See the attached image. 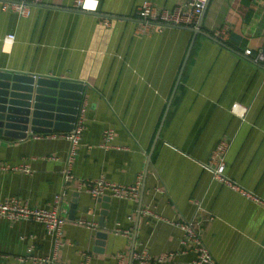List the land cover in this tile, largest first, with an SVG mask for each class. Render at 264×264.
<instances>
[{
    "label": "crops",
    "instance_id": "1",
    "mask_svg": "<svg viewBox=\"0 0 264 264\" xmlns=\"http://www.w3.org/2000/svg\"><path fill=\"white\" fill-rule=\"evenodd\" d=\"M9 1L0 0V69L81 84L71 178V144L60 135L72 129L0 135V165L30 169L0 170V199L49 207L62 196L60 264H132L133 233V252L167 254L153 264H196L180 227L191 221L216 264H264V64L243 53L264 47V0H209L194 38L193 27L147 26L137 14L144 1L171 10L188 0H92L93 11L41 0L26 17ZM106 129L114 138L103 146ZM220 142L224 174L249 195L212 177ZM98 177L139 185L133 199L110 197L105 229L98 198L80 188ZM53 247L41 224L0 218V264H33L17 257Z\"/></svg>",
    "mask_w": 264,
    "mask_h": 264
},
{
    "label": "built area",
    "instance_id": "2",
    "mask_svg": "<svg viewBox=\"0 0 264 264\" xmlns=\"http://www.w3.org/2000/svg\"><path fill=\"white\" fill-rule=\"evenodd\" d=\"M41 0H15L4 3L5 8L11 9L21 17H26L30 13V7L36 5ZM207 0H188L182 5H177L173 9H158L153 6L149 1H144L137 9L138 18L144 25L152 27L163 26H179V27H195L199 16L201 15ZM75 8L84 11L95 10V3L92 0H74ZM218 34V33H216ZM8 41L13 40V35L7 36ZM245 56L251 58L254 63L264 64V47L256 50L252 53L251 49H245L243 51ZM82 125L81 120L77 121V124L72 128L70 132L63 133L60 136L68 140L71 144L68 154V169L63 174L64 179L71 178L72 175L69 172L70 161L74 157V147L81 134ZM114 138V134L111 129H106L103 133V146L111 144ZM228 148L227 142H220L213 150L210 161L215 164V167L211 169L212 177L226 186L234 190H239L244 194L249 195L244 189L229 179L224 174L225 168V155ZM2 171H13L21 173H29L30 169L27 165H0ZM80 188L84 189L94 198H100L103 196L114 197L118 199H133L136 197L139 185H121L111 181H108L102 177L96 179H87L80 183ZM62 196L56 195L49 207H31L25 201L9 196L4 199H0V218L18 221V220H32L43 226L45 233L53 239V252L44 255L36 256L32 254L31 249L28 250L23 256L17 257V261L20 263L32 262L33 264H60L56 259L55 251L56 247L61 245L60 236L63 233V227L66 223V218L62 215ZM143 214L150 213L147 208L142 210ZM83 224L82 222H78ZM191 221L180 225L183 230L182 244L186 250L195 251L197 258L196 264H216L212 255L207 247L203 244L198 229H195V225ZM114 233H119L118 230H114ZM167 254H160L158 257L153 258L152 255L145 249L136 250L132 254V264H153L154 262H161L166 259ZM85 264V263H84Z\"/></svg>",
    "mask_w": 264,
    "mask_h": 264
},
{
    "label": "water",
    "instance_id": "3",
    "mask_svg": "<svg viewBox=\"0 0 264 264\" xmlns=\"http://www.w3.org/2000/svg\"><path fill=\"white\" fill-rule=\"evenodd\" d=\"M208 1H206L199 16L197 26L192 28L193 38L197 32H200L201 20ZM177 83L178 80L173 92ZM80 86L81 84L78 82L66 81L65 79L36 77L29 73L0 69V135L22 138L26 135L23 132H26L28 125L33 126L32 129L34 130L37 129L36 126H50L51 124L54 125L55 129L71 130L79 104ZM149 160L150 153L147 157V163ZM97 201L101 203L102 207L101 221L98 225L105 229L103 217L107 214L106 210L109 207L110 197L103 196ZM140 206H138V210ZM137 220L138 216L136 223ZM94 236L96 238L95 243L103 246L107 233L98 231ZM134 242L135 233L132 235L131 255Z\"/></svg>",
    "mask_w": 264,
    "mask_h": 264
}]
</instances>
